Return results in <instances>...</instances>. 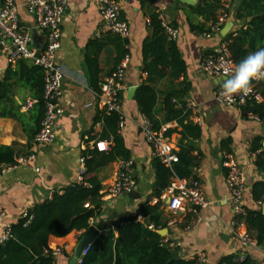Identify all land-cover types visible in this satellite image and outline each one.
<instances>
[{
  "label": "crops",
  "instance_id": "crops-1",
  "mask_svg": "<svg viewBox=\"0 0 264 264\" xmlns=\"http://www.w3.org/2000/svg\"><path fill=\"white\" fill-rule=\"evenodd\" d=\"M19 6L18 16L22 25L35 30L32 18L24 8L25 0H14ZM195 6L199 0H194ZM243 0H221L227 9V20L232 27L228 34H236L245 29L247 20H237L236 13ZM66 9L61 24V47L57 53V63L63 71L61 97L59 104L63 110L62 117L55 126V136L51 144L34 148V159L23 165L8 168L0 174V246L5 228L17 221L34 206L50 199L53 191H59L79 182L81 177V159L86 149L98 142L101 125L94 123V117L100 106L99 98L90 86L85 66L86 46L99 34L101 17L97 0H65ZM121 19L129 25L128 67L124 80V89L120 100L123 116V128L120 135L125 148L133 161L134 189L132 196L124 195L111 199L105 196L107 188L115 177L114 162L97 171L102 186L101 214L90 225L98 235L108 231L112 221L121 220L126 214L135 215L138 208L152 195L155 173L152 167L154 158L151 145L145 138V119L140 114L134 100L127 96L128 86L138 88L144 79L141 73V46L148 36L145 12L156 9L163 23L173 28L176 43L186 64L185 81L191 86L186 102L193 107L192 121L201 129V136L196 142L201 162L193 171L194 181H198L206 199L210 202L208 209H198L200 221L190 225L193 216L184 215L178 224L168 226L164 238L175 247V256L181 260H198L204 256L202 264H217L222 257L236 254L244 255L257 264L264 262V249L244 247L231 232L230 191L226 184L228 168L225 162L231 160L246 175V188L243 205L246 210L262 211L263 204L256 203L251 197L252 185L264 181V173L254 166L255 155L249 151L251 141L262 140L264 146V121L253 118L248 113L250 106L237 107L220 105L215 95L223 87L226 78L209 77L201 69L206 55H213L223 44L219 32L201 35L190 30L187 20L188 8L178 0H147L144 8L139 0H117ZM1 4V0H0ZM203 23L200 18L195 19ZM207 25V23H206ZM44 34L33 35L31 46L40 50L45 45ZM116 52L113 46H107L99 55L100 78L105 80L114 68ZM9 65L0 52V81ZM230 78V77H229ZM264 82V79H262ZM14 102L20 107V113L27 118L33 111L35 101L30 95L18 88L14 91ZM30 104V106H29ZM166 128H175L168 124ZM95 139V141L93 140ZM169 141L176 148L179 136L173 134ZM228 147L223 148V143ZM28 143L26 133L21 125L10 118L0 116V145L16 144L24 147ZM38 170V172H37ZM154 199V198H152ZM164 217L173 215L162 202ZM168 220V221H169ZM168 223V222H167ZM160 231V230H159ZM252 237L253 235L249 233ZM84 235L73 233L63 239H50V246L65 244V252L55 254V264H70L77 241ZM116 238V234L113 233Z\"/></svg>",
  "mask_w": 264,
  "mask_h": 264
},
{
  "label": "trees",
  "instance_id": "trees-1",
  "mask_svg": "<svg viewBox=\"0 0 264 264\" xmlns=\"http://www.w3.org/2000/svg\"><path fill=\"white\" fill-rule=\"evenodd\" d=\"M139 1L144 8L147 0ZM224 13L227 14V9L221 0H199L195 6L188 8L190 30L211 35L219 16ZM145 15L148 36L141 46V73L144 79L135 91L134 100L152 132L157 133L168 124L176 125L164 132L167 139L173 134L179 136L173 150L175 160L168 167L154 156L151 162L155 173L152 195L140 205L135 215L126 214L121 220L109 223L108 231L87 247L79 264H198L196 259H178L175 249L165 244L158 234L169 220L164 217L163 203L160 201L163 192L173 179L195 180L193 171L201 162V155L196 148L201 129L192 121L193 111L186 102L191 86L185 81L186 64L177 43L167 33L166 25L156 9L148 10ZM235 17L237 20L250 19L245 29L223 38L230 60L236 67L248 54L264 48V0H243ZM197 18L202 19L203 23L196 21ZM109 45L116 52L114 68L109 73L111 75L128 55V41L115 34L103 33L90 40L86 46L85 66L90 86L97 95L101 94L104 82L100 78L99 55ZM254 84L263 98L262 103L255 105L254 116L262 121L264 82L261 79ZM18 88L26 91L35 101L28 118L20 113V107L13 100L14 91ZM45 113L43 70L25 61L8 66L0 81V116L19 123L28 143L24 147L16 144L0 145V174L14 167L16 158H26L32 154L33 141ZM119 122L117 112H109L106 108L97 111L94 123L101 125V132L96 140L108 142V150L99 152L94 147L86 149L83 152L84 172L81 181L53 191L50 199L28 210L25 216L9 227L10 236L0 246V264H55L53 253L65 252L66 243L52 247L50 239H63L73 233L83 234L91 227L90 222L101 214L102 186L97 171L119 160L130 159L120 135ZM227 144L223 143L224 149L228 147ZM249 151L255 155L256 169L264 173L262 140L255 138L251 141ZM251 197L254 202L264 204V181L252 185ZM152 198L158 199L156 205H151ZM243 220L257 246L264 249L262 211L247 210ZM113 233L116 238L110 236ZM217 264L257 263L248 257L240 260L239 255L231 254L222 257Z\"/></svg>",
  "mask_w": 264,
  "mask_h": 264
},
{
  "label": "built area",
  "instance_id": "built-area-1",
  "mask_svg": "<svg viewBox=\"0 0 264 264\" xmlns=\"http://www.w3.org/2000/svg\"><path fill=\"white\" fill-rule=\"evenodd\" d=\"M97 6L101 17L99 34L111 33L120 36L122 39H128L130 28L127 22L121 19L117 0H97ZM24 8L32 18L35 30L44 34L45 45L40 50L31 46L30 30L22 25L19 20V6L14 0H1L0 52L9 66H14L18 61H25L43 70L46 113L40 130L33 141V147L40 148L52 143L55 136L56 123L63 115V110L59 104L63 71L58 65L56 57L61 47V24L66 9V2L65 0H25ZM226 20L227 15L225 13L221 14L215 25L214 32H219ZM166 31L172 39H176L177 33L174 29L166 25ZM127 67L128 58L126 56L111 75L105 78L101 86V94L97 95L101 109L106 108L109 112L114 111L119 114V130L123 128L120 95L124 89ZM201 69L209 77L227 79L231 76L235 66L230 60L224 43L220 45L215 54L206 56L203 59ZM254 82L256 81H253L252 91L247 96L237 94L229 100L224 96L222 87L217 91L215 100L218 104L225 106L255 107V105L262 103L263 98ZM188 106L193 111L190 103H188ZM253 118H256V116L253 115ZM166 129V127H163L159 132L154 133L145 120V138L152 147L153 155L169 167L175 160V156L173 154L174 148L169 139L164 137ZM93 147L99 152H105L109 148V143L98 141L94 143ZM33 159L34 153L32 151V154L26 158H16L14 167L23 165ZM224 165L228 168L226 184L230 191L231 232L241 241L244 247L256 249L258 248L256 241L247 231L243 220L247 211L243 205V196L246 188L245 172L231 160L225 162ZM81 166L82 171L79 181H81L84 172L83 158L81 159ZM133 176V161L131 159L117 161L114 181L107 188L105 196L115 199L130 193L135 186ZM160 201H166V209L173 215L167 223L168 226L178 224L184 215L194 217L190 225L197 224L200 221L197 210L208 209L210 206V202L206 199L202 186L198 181L173 179L161 195ZM150 203L151 205H156L158 199L154 198ZM25 215L26 213L23 216ZM9 236L10 230L7 227L1 237V243L7 241ZM162 238L163 242L168 244L170 248L179 247V244L170 243L164 237ZM86 251L87 248L84 250L82 257L86 254ZM55 254L61 253L56 251L53 256ZM239 258L243 260L245 256L239 255ZM203 261L204 256L201 254L198 256L197 263L202 264ZM260 264H264V262Z\"/></svg>",
  "mask_w": 264,
  "mask_h": 264
},
{
  "label": "clouds",
  "instance_id": "clouds-1",
  "mask_svg": "<svg viewBox=\"0 0 264 264\" xmlns=\"http://www.w3.org/2000/svg\"><path fill=\"white\" fill-rule=\"evenodd\" d=\"M261 79H264V48L251 52L236 65L223 83V94L229 100L237 94L247 96L252 91L253 81Z\"/></svg>",
  "mask_w": 264,
  "mask_h": 264
},
{
  "label": "water",
  "instance_id": "water-1",
  "mask_svg": "<svg viewBox=\"0 0 264 264\" xmlns=\"http://www.w3.org/2000/svg\"><path fill=\"white\" fill-rule=\"evenodd\" d=\"M180 3L182 4H186V5H189V6H193L195 4V1L194 0H178ZM232 27V24L231 23H228L226 24L221 32H220V35L222 37H225L226 35H228L230 29ZM36 33V30H34L31 34V40L33 38V35H35ZM136 87H133V86H128V92H127V96L129 99H131L134 94H135V91H136ZM255 112V108L253 106H251L249 108V111L248 113H254ZM133 192H130L129 195L132 196ZM262 215H264V204H263V207H262ZM158 234L161 236V237H164L165 235V230H160L158 231ZM98 232L93 228V227H90L85 233L84 235L77 241L76 243V247L74 249V255L70 261V264H78L79 260L82 258V255H83V252L84 250L89 246L91 245L94 240L98 237ZM112 238L114 237L113 234L110 235Z\"/></svg>",
  "mask_w": 264,
  "mask_h": 264
}]
</instances>
